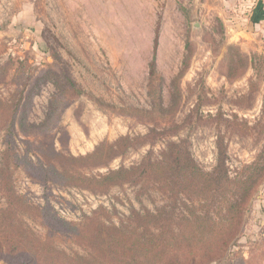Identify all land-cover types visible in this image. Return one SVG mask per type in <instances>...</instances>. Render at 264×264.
<instances>
[{
    "label": "rangeland",
    "instance_id": "1",
    "mask_svg": "<svg viewBox=\"0 0 264 264\" xmlns=\"http://www.w3.org/2000/svg\"><path fill=\"white\" fill-rule=\"evenodd\" d=\"M228 1L0 0V99L10 102L19 92L25 98L33 88L23 109L38 123L58 95L56 123L39 140L62 154L86 155L129 136L112 157L83 169L90 174L158 156L169 140L182 141L205 172L213 171L222 151L231 178L247 174L246 165L264 166V29L243 28L246 11ZM65 77L77 91L59 90ZM24 138L17 136L23 149ZM12 170L19 194L32 204L50 203L58 216L78 224L98 214L121 226L130 209L154 210L168 201L153 182L100 192L43 181L23 167ZM214 201L198 211L214 214ZM4 203L0 195V208ZM20 216L45 234L37 219ZM53 240L69 253L83 252L64 235ZM209 264H264V179L227 255Z\"/></svg>",
    "mask_w": 264,
    "mask_h": 264
},
{
    "label": "trees",
    "instance_id": "2",
    "mask_svg": "<svg viewBox=\"0 0 264 264\" xmlns=\"http://www.w3.org/2000/svg\"><path fill=\"white\" fill-rule=\"evenodd\" d=\"M262 18L264 11L255 8L251 20ZM49 74L57 77L52 70ZM61 86L69 92L76 90L69 77L58 82L59 90L65 92ZM32 93L33 88L25 98L19 92L10 102L0 99V127H4L0 195L5 202L0 208V259L8 264H209L227 255L242 230L251 197L264 179V166L257 162L246 165L249 173L242 171L231 178L220 151L213 171L205 172L182 141L169 140L158 156L147 154L128 167L90 174L83 169L112 157L129 136L102 142L86 155L62 154L39 140L56 123L59 97L52 95L43 120L33 123L23 109ZM19 133L25 137L24 149L17 142ZM14 167H23L43 181L100 192L123 183L153 182L168 201L154 210L130 209L121 226L105 222L98 214L78 224L58 216L50 203L32 204L19 194ZM209 200H215L216 212L198 211L206 206L210 209L211 204L205 205ZM21 214L37 219L45 234L40 236L26 226ZM57 234L66 236L83 252L58 248L53 243Z\"/></svg>",
    "mask_w": 264,
    "mask_h": 264
},
{
    "label": "crops",
    "instance_id": "3",
    "mask_svg": "<svg viewBox=\"0 0 264 264\" xmlns=\"http://www.w3.org/2000/svg\"><path fill=\"white\" fill-rule=\"evenodd\" d=\"M60 2L66 1L67 3H75V4H102V3H121V2H127V3H132V2H153V0H59ZM228 4L230 6H233V10H237V8L240 10L241 8L244 9V11H246V13L244 14V20L246 22H248V26L246 25V27L243 28H259V30H261V32L264 29V18L259 19L257 22H253L251 20L253 13H254V9L257 7H260L263 11H264V0H233L228 1ZM82 9V8H81ZM257 25V26H254ZM254 26V27H253ZM239 27V31L241 32V29Z\"/></svg>",
    "mask_w": 264,
    "mask_h": 264
}]
</instances>
